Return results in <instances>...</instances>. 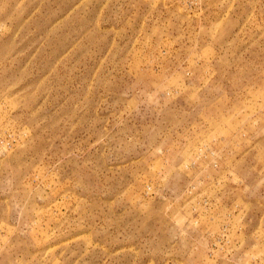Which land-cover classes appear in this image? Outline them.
<instances>
[{
	"label": "rangeland",
	"instance_id": "1",
	"mask_svg": "<svg viewBox=\"0 0 264 264\" xmlns=\"http://www.w3.org/2000/svg\"><path fill=\"white\" fill-rule=\"evenodd\" d=\"M0 264H264V0H0Z\"/></svg>",
	"mask_w": 264,
	"mask_h": 264
}]
</instances>
